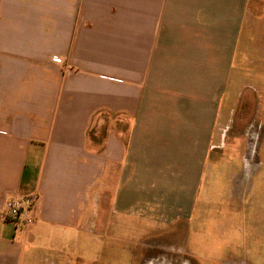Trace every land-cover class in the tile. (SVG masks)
Masks as SVG:
<instances>
[{
  "label": "crops",
  "instance_id": "0c3cea01",
  "mask_svg": "<svg viewBox=\"0 0 264 264\" xmlns=\"http://www.w3.org/2000/svg\"><path fill=\"white\" fill-rule=\"evenodd\" d=\"M250 66L264 68V0H0V213L39 196L31 226L0 217V264H34L36 242L78 237L93 208H194L230 107L262 109ZM248 111L240 264H264L263 119Z\"/></svg>",
  "mask_w": 264,
  "mask_h": 264
},
{
  "label": "rangeland",
  "instance_id": "374dc122",
  "mask_svg": "<svg viewBox=\"0 0 264 264\" xmlns=\"http://www.w3.org/2000/svg\"><path fill=\"white\" fill-rule=\"evenodd\" d=\"M255 70L251 66L247 69L245 84L256 90L262 84L263 93L264 68L257 74ZM253 92L247 88L243 97ZM256 95L259 100L255 101L262 106L260 111L257 106L248 109L249 103H243L244 99L237 107H230L231 125L225 133V147L211 153L216 157L215 163L206 159L194 208L189 205L178 219L170 221L164 217L163 210L158 214L155 208L134 219L112 216L106 212V206L97 218L93 208L87 214L90 223L83 222V234L78 237L72 234L64 244H51L44 238L36 242L32 251L42 257L37 256L34 264H240L243 257L240 202L234 193L240 187V176L245 173L241 159L250 135L242 128L245 109L249 110L247 123L257 124L263 119L264 136V98L261 100ZM256 138L264 141L259 132ZM107 214L108 225L101 219ZM113 217L115 222H111ZM54 249L60 254H54Z\"/></svg>",
  "mask_w": 264,
  "mask_h": 264
},
{
  "label": "built area",
  "instance_id": "2783aa9c",
  "mask_svg": "<svg viewBox=\"0 0 264 264\" xmlns=\"http://www.w3.org/2000/svg\"><path fill=\"white\" fill-rule=\"evenodd\" d=\"M53 62L60 63V59L53 57ZM38 194L32 196L9 199L4 203L0 217L3 221H13L20 226H31L34 223V211L38 202Z\"/></svg>",
  "mask_w": 264,
  "mask_h": 264
}]
</instances>
